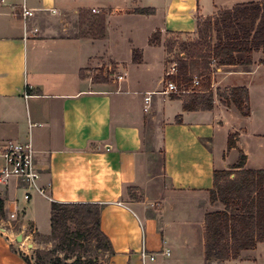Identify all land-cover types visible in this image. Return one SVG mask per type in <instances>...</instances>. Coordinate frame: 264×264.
<instances>
[{
    "label": "crops",
    "instance_id": "obj_1",
    "mask_svg": "<svg viewBox=\"0 0 264 264\" xmlns=\"http://www.w3.org/2000/svg\"><path fill=\"white\" fill-rule=\"evenodd\" d=\"M249 2L264 0H0V134L33 143L47 188L25 200L22 182L0 185L6 211L18 210V229L31 235L25 248L22 234L0 229V264H28L35 240L51 234L52 202L102 205L111 243L104 264H206L205 217L221 209L211 201L214 171L233 166L240 150L246 168L258 169L246 136L250 127L264 138L253 106V93L264 90V49L244 63L215 64L214 108L187 111L184 96L159 92L165 40L195 32L199 15L215 6ZM23 5L33 16H21ZM97 16L105 17L104 33L81 34L86 17ZM238 86L249 89L248 116L218 96ZM231 133L237 146L229 149ZM261 246L229 263L264 264ZM165 249L171 257L160 254Z\"/></svg>",
    "mask_w": 264,
    "mask_h": 264
},
{
    "label": "trees",
    "instance_id": "obj_2",
    "mask_svg": "<svg viewBox=\"0 0 264 264\" xmlns=\"http://www.w3.org/2000/svg\"><path fill=\"white\" fill-rule=\"evenodd\" d=\"M248 5H255V9H248ZM245 7L239 12L243 19L258 18L264 13V2L241 3ZM154 9L141 8L136 12L152 14ZM98 25L93 26L97 34L104 33L105 17L97 16ZM97 29V30H96ZM262 35L257 38L263 40L260 44L235 43L233 40L220 43L214 47L212 55L198 53L187 65V73L182 84H189L195 75L202 76L209 73L213 59L218 65H235L244 63L238 54L247 53L248 57L253 51L264 49V26L260 29ZM156 40V39H155ZM172 79L174 77H171ZM203 91L193 90L184 97V110H212L214 108V94L211 80ZM229 94H222V104L231 107L234 105L242 115L251 113L250 93L246 86L227 89ZM219 92V91H218ZM209 94V95H208ZM181 95V94H178ZM206 96V100L205 97ZM176 98H179L175 94ZM237 133L229 135L228 148L237 146ZM247 155L240 150L238 161L230 169L214 171V187L211 190V201H220L225 208L211 211L206 214L204 239L205 262H223L237 259L244 250L254 249L259 242H264V169L246 168ZM102 205L98 203H62L52 202L51 205V234L53 239H59L63 244L71 247L82 241L95 242L96 250L102 254L111 250V243L101 229ZM6 218L5 201L0 197V220ZM70 224L75 226L71 230ZM28 264H32L28 256H24ZM80 257L68 261V257L55 256L51 264H80ZM37 264H39L37 262ZM91 264L99 263L93 258Z\"/></svg>",
    "mask_w": 264,
    "mask_h": 264
},
{
    "label": "rangeland",
    "instance_id": "obj_3",
    "mask_svg": "<svg viewBox=\"0 0 264 264\" xmlns=\"http://www.w3.org/2000/svg\"><path fill=\"white\" fill-rule=\"evenodd\" d=\"M255 5H248V9H255ZM245 7L239 6V4L232 6H215L210 13H204L198 17V28L193 33L186 34H169L165 40L168 72H174L169 78L174 77L172 80L179 84L183 80L184 75L187 73V65L198 53H206L212 55V51L215 46L220 43H225L233 40L235 43H248V44H260L263 42L261 38L257 36L262 35L260 30L264 26V13H262L257 19H243L239 17V12ZM84 19V17H83ZM86 26L81 31V34L92 33L90 29L93 26L98 25V18L86 17L84 21ZM89 28V29H88ZM94 30V29H93ZM97 30V29H96ZM242 59L248 56L247 53L238 54ZM210 71L207 74L200 76L202 78L201 85H206L211 80V88L215 98V91L213 88V71L214 66L217 64V60L213 59ZM176 63V64H174ZM174 67V70H173ZM198 76V75H196ZM179 87V85H178ZM181 89H193L203 91L201 95L207 94L204 86L192 88L190 85L182 84ZM179 87V88H180ZM229 94L230 91L221 90L218 92V96L222 101L224 94ZM190 94H181V96H187ZM209 95V94H208ZM206 100V96L204 97ZM253 106L255 110V123L258 129L264 133V90L256 91L253 93ZM248 126V124H246ZM250 126V125H249ZM221 139V138H219ZM246 139H250V145L252 152H254V166L258 169H264V138H256L251 135V129L249 127V134ZM261 139V141H260ZM248 141V140H246ZM262 142V146L258 147ZM215 153L217 158L220 157L218 146L215 147ZM231 168V167H230ZM229 168V169H230ZM134 198H138L139 195L135 192L129 191ZM222 210L225 208L224 204L220 201L216 202ZM6 210V209H5ZM6 211V217H7ZM4 222H7L6 220ZM7 224V223H6ZM16 224V223H14ZM17 226V224H16ZM8 228V226H5ZM71 230L75 229L73 224H70ZM37 248L33 249L32 253L28 256L32 264H51V260L59 255L61 257H68V261H73L77 257H80V264H91L93 258H98L99 263L104 264L103 254L96 250L95 242L82 241L80 243L73 244L69 247L63 244L59 239H53L50 236L37 238ZM36 247V246H35ZM263 247L264 250V246ZM238 259V258H237ZM211 264V262L209 263Z\"/></svg>",
    "mask_w": 264,
    "mask_h": 264
},
{
    "label": "built area",
    "instance_id": "obj_4",
    "mask_svg": "<svg viewBox=\"0 0 264 264\" xmlns=\"http://www.w3.org/2000/svg\"><path fill=\"white\" fill-rule=\"evenodd\" d=\"M21 16L26 19L33 16L34 11L28 9L25 5L21 7ZM95 11V10H94ZM176 64V63H174ZM174 70V67H173ZM174 72L167 73V79L165 81L164 87L159 91L163 94H184L190 93L193 89H181L177 83L169 78L168 76L173 75ZM120 80L123 78L122 75H116ZM202 83V78L200 76H194L193 80L187 84L192 88L200 87ZM152 92H148L145 96V111H149L152 100ZM35 149L33 143L28 141H18L13 139L5 140L4 137L0 134V157L2 163L0 164V185H8L11 179H16L22 182L26 188L24 195L25 200H30L32 192L36 191L44 196L47 195V188L39 184L41 177L40 169L37 166L35 159ZM7 217L0 220V229L4 232L10 233L15 239L17 234H22V240L19 242L23 247H27V241L31 235L25 230L18 229L16 226L19 221V211L10 210L7 212ZM7 222H4V221ZM7 223V224H6ZM16 223V224H14ZM5 226H8L6 228ZM143 257L149 258L151 261L156 259L155 254H149L146 250L143 251ZM157 254V253H156ZM160 254L165 257H171L172 252L170 249L163 250ZM230 260L223 262H213L211 264H230Z\"/></svg>",
    "mask_w": 264,
    "mask_h": 264
},
{
    "label": "water",
    "instance_id": "obj_5",
    "mask_svg": "<svg viewBox=\"0 0 264 264\" xmlns=\"http://www.w3.org/2000/svg\"><path fill=\"white\" fill-rule=\"evenodd\" d=\"M18 241H21L22 240V236H20V237H18V239H17Z\"/></svg>",
    "mask_w": 264,
    "mask_h": 264
}]
</instances>
